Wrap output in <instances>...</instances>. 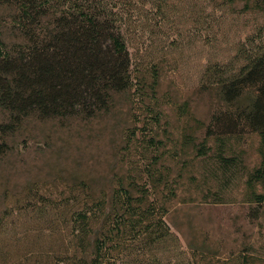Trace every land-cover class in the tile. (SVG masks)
Returning a JSON list of instances; mask_svg holds the SVG:
<instances>
[{
    "label": "trees",
    "instance_id": "1",
    "mask_svg": "<svg viewBox=\"0 0 264 264\" xmlns=\"http://www.w3.org/2000/svg\"><path fill=\"white\" fill-rule=\"evenodd\" d=\"M128 1L0 0L18 27L7 37L0 15V158L18 138L38 137L56 160L42 167L55 175L52 187L42 193L34 178L28 188L31 209L50 225L43 248L8 260L0 244V264H176L167 241L183 251L169 216L188 183L205 185V166L198 177L196 164L213 155L224 172L242 165L227 154L224 138L217 150L209 144L205 120L195 119L201 134L191 125L169 140L160 71L134 68L124 30ZM224 69L211 66L205 75L220 105L213 124L259 134L260 162L246 183L262 203L264 49ZM200 193L199 203L205 196L220 201L218 192ZM188 247L204 257L201 264H228L205 241L188 240Z\"/></svg>",
    "mask_w": 264,
    "mask_h": 264
},
{
    "label": "rangeland",
    "instance_id": "2",
    "mask_svg": "<svg viewBox=\"0 0 264 264\" xmlns=\"http://www.w3.org/2000/svg\"><path fill=\"white\" fill-rule=\"evenodd\" d=\"M125 9L124 30L135 70L149 73L157 67L161 90L168 93L163 98V126L172 137L168 139H179L191 125L201 134L195 119H202L209 144L217 150V138H224L227 154L236 155L242 163L232 172H224L213 155L196 164L193 171L198 177L205 166V185L200 189L198 182L188 183L169 216L183 253H177L171 240L165 249L176 264H201L204 257L193 255L188 240L205 241L228 264H264V202L251 199L246 183L248 173L260 162L261 139L253 131L230 132L213 124L220 105L205 77L211 66L231 72L264 49V0H131ZM0 15L7 37L13 38L18 28L16 13L5 9ZM210 127L214 133L206 135ZM10 153L0 158V244L9 254L7 259L15 260L42 249L49 236L46 218L31 209L35 199L29 189L31 180L39 178L45 193L55 175L42 168L44 162L54 161L53 152L38 137L18 138ZM203 190L205 195L210 190L218 192L220 201L205 196L204 202H197ZM38 239L35 248L33 242ZM213 254L205 259L214 258Z\"/></svg>",
    "mask_w": 264,
    "mask_h": 264
}]
</instances>
